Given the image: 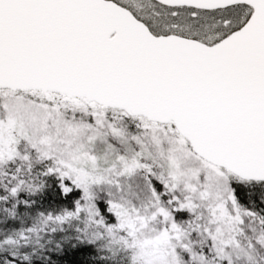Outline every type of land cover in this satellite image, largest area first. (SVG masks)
<instances>
[{
  "label": "snow or ice",
  "instance_id": "1",
  "mask_svg": "<svg viewBox=\"0 0 264 264\" xmlns=\"http://www.w3.org/2000/svg\"><path fill=\"white\" fill-rule=\"evenodd\" d=\"M0 264H264V0H0Z\"/></svg>",
  "mask_w": 264,
  "mask_h": 264
}]
</instances>
